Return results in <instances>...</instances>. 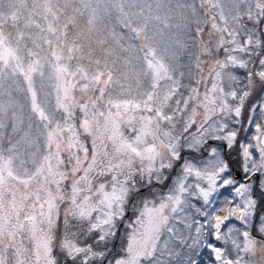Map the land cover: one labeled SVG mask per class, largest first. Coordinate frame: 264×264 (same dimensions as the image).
<instances>
[{
  "label": "snow or ice",
  "instance_id": "snow-or-ice-1",
  "mask_svg": "<svg viewBox=\"0 0 264 264\" xmlns=\"http://www.w3.org/2000/svg\"><path fill=\"white\" fill-rule=\"evenodd\" d=\"M0 264H264V0H0Z\"/></svg>",
  "mask_w": 264,
  "mask_h": 264
},
{
  "label": "rangeland",
  "instance_id": "rangeland-1",
  "mask_svg": "<svg viewBox=\"0 0 264 264\" xmlns=\"http://www.w3.org/2000/svg\"><path fill=\"white\" fill-rule=\"evenodd\" d=\"M205 259H206V257H205Z\"/></svg>",
  "mask_w": 264,
  "mask_h": 264
},
{
  "label": "trees",
  "instance_id": "trees-1",
  "mask_svg": "<svg viewBox=\"0 0 264 264\" xmlns=\"http://www.w3.org/2000/svg\"><path fill=\"white\" fill-rule=\"evenodd\" d=\"M206 259H207V257H206Z\"/></svg>",
  "mask_w": 264,
  "mask_h": 264
}]
</instances>
